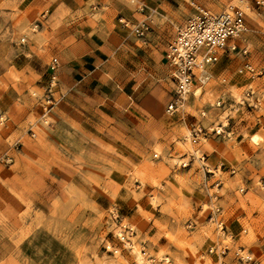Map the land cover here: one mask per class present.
Masks as SVG:
<instances>
[{
  "label": "rangeland",
  "instance_id": "1",
  "mask_svg": "<svg viewBox=\"0 0 264 264\" xmlns=\"http://www.w3.org/2000/svg\"><path fill=\"white\" fill-rule=\"evenodd\" d=\"M183 1L185 15L191 1L216 13L240 6L248 32L238 43L248 56L224 54L212 81L169 115L170 66L144 50L154 31L120 34L104 4L88 0L92 59L112 84L107 92L89 83L88 109L65 124L54 110L66 98L44 121L48 72L25 56L60 0H0V264H223L229 252L245 264L240 250L264 264V102L240 103L250 86L264 91L245 69H263L264 17L255 0ZM157 20L147 21L168 23ZM220 99L226 109H213ZM198 124L224 133L193 144ZM203 155L217 160L206 165ZM217 210L224 231L211 221Z\"/></svg>",
  "mask_w": 264,
  "mask_h": 264
},
{
  "label": "crops",
  "instance_id": "2",
  "mask_svg": "<svg viewBox=\"0 0 264 264\" xmlns=\"http://www.w3.org/2000/svg\"><path fill=\"white\" fill-rule=\"evenodd\" d=\"M96 1L98 4H104L105 8L110 12L112 19L109 21V26L117 28V31H119L120 34L125 31L128 32V34L132 33L131 30L126 29L124 26L116 25L117 21L120 23V20L130 23L132 29L134 26H137L148 19H154V22H157V19L161 17L168 22L165 27L157 25L158 23H156V29L152 28L154 34H152L149 39L150 41L147 44L148 47L144 48V50L147 48L153 49L154 60H163L165 58L168 44L175 37L177 30L184 24L186 19L196 14L197 9L193 8V5L195 6V3H198L197 1H191L192 7L185 15L182 13L183 11L181 8L183 5L182 3L184 2L183 0H140L146 5V10L144 11H140V7L132 4L130 0ZM202 7L203 6L200 4V8ZM55 12H58L59 15L63 13V16L56 17L52 21ZM95 13V9L88 6V0H60L54 13L52 12V15L43 16L44 18H48H46V21L43 23L44 27L39 36L41 43L32 44L25 54L30 66H32V68H34L33 66L39 68L38 73L42 76L49 72L51 59H59L61 64L60 87L63 90V94H65L66 100L54 110V119L65 124H71L69 117L71 112L83 113L84 109H88L89 83L98 84L100 87L105 88V91H107L106 88L111 87L112 84V80L110 77L108 78L109 73H103L101 70V61L99 59H97V61L92 59L93 43L92 37L90 36L92 35L94 23L93 17H96ZM79 14L86 15V19L78 23L77 18L79 17ZM118 18H120V20H115ZM99 25L101 27L104 25L107 26V20L106 23L103 22L96 24V26ZM162 32L164 33L163 36ZM125 38L123 39L124 41H119L121 42L120 44H125ZM240 46L245 47L247 45ZM124 47L127 48V44H125ZM262 55L264 58V53H262ZM222 58L223 56L220 61ZM106 66H108V70L111 69L109 63ZM261 66L263 67L262 70H264V59L261 61ZM262 70L258 71L261 72ZM256 82H258V86L264 90L263 73L261 77L256 78ZM99 83L102 84L100 85ZM246 117H248V115L244 116V118ZM262 121L264 123V117L262 118ZM246 126V130H248L250 124L247 123ZM216 160L217 159L212 158L206 159L205 164L207 165L209 162ZM222 263L241 264L233 258L232 252H229L227 256L223 258Z\"/></svg>",
  "mask_w": 264,
  "mask_h": 264
},
{
  "label": "built area",
  "instance_id": "3",
  "mask_svg": "<svg viewBox=\"0 0 264 264\" xmlns=\"http://www.w3.org/2000/svg\"><path fill=\"white\" fill-rule=\"evenodd\" d=\"M132 4L140 7V11L146 9V5L140 0H130ZM256 12L264 17V0H255ZM120 23L129 28L130 23L120 20ZM133 32L142 39L147 38L151 33V26L148 21H144L133 27ZM248 32L246 14L240 6L228 5L226 9L215 13L204 8H197L196 14L186 19L184 24L179 27L175 37L170 41L166 50V61L170 66V79L174 86L173 100L167 105L166 112L174 115L183 111L195 87L202 90L213 79L212 68L219 63L221 57L226 53L241 54L248 56L249 48L241 47L238 41ZM25 42V40H23ZM61 64L58 58H53L49 66L48 78L41 97L44 114L43 119L51 117L53 110L65 98L61 92L59 71ZM246 71L252 79L262 75L251 63L245 65ZM264 102V91L257 90L250 86L245 93V98L240 102L248 108L257 109ZM213 109H226V102L220 99L212 105ZM206 111L201 112V117H206ZM224 126L216 129L204 128L202 125H194L192 130V143L197 144L201 135L224 133ZM205 162V156L199 158ZM208 169V167H204ZM209 172V170L207 171ZM220 210L211 216V221L216 223L218 228L224 231V223L219 219ZM215 249H211L213 254ZM225 251L221 252L223 255ZM240 260L245 264H254L253 256L245 255L242 250L239 254Z\"/></svg>",
  "mask_w": 264,
  "mask_h": 264
}]
</instances>
